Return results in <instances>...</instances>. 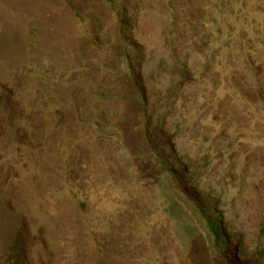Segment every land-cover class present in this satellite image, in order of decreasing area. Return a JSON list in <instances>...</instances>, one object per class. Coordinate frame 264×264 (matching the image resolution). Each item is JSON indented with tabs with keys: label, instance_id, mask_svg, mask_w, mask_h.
I'll use <instances>...</instances> for the list:
<instances>
[{
	"label": "rangeland",
	"instance_id": "rangeland-1",
	"mask_svg": "<svg viewBox=\"0 0 264 264\" xmlns=\"http://www.w3.org/2000/svg\"><path fill=\"white\" fill-rule=\"evenodd\" d=\"M261 251L264 0H0V264Z\"/></svg>",
	"mask_w": 264,
	"mask_h": 264
},
{
	"label": "trees",
	"instance_id": "trees-1",
	"mask_svg": "<svg viewBox=\"0 0 264 264\" xmlns=\"http://www.w3.org/2000/svg\"><path fill=\"white\" fill-rule=\"evenodd\" d=\"M170 176L172 177L174 183L177 185L178 189L180 190L181 187L179 186V180L180 176L179 173L173 169L170 168L169 170ZM182 191L185 193V201L188 202L189 197V191L188 188H183ZM190 201V200H189ZM191 206L199 208L197 213L199 214L203 226L208 233L210 241H212L213 247L219 252V255L222 256L223 250H225L227 247H229L230 239H235L234 235L228 230L225 229V225L221 219L220 214H217L214 212V210L208 208L206 205L199 206L195 202H192ZM237 252L240 251L242 255L244 254V250L241 251V248L238 245H235ZM236 253V251L234 252ZM260 256L264 255V252L261 251L259 253ZM224 259H228V257L223 256Z\"/></svg>",
	"mask_w": 264,
	"mask_h": 264
}]
</instances>
